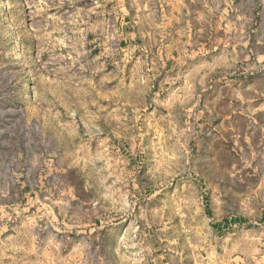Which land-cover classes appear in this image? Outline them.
I'll return each instance as SVG.
<instances>
[{
	"label": "rangeland",
	"instance_id": "374dc122",
	"mask_svg": "<svg viewBox=\"0 0 264 264\" xmlns=\"http://www.w3.org/2000/svg\"><path fill=\"white\" fill-rule=\"evenodd\" d=\"M212 1L186 104L112 0H0V264H264V0Z\"/></svg>",
	"mask_w": 264,
	"mask_h": 264
},
{
	"label": "crops",
	"instance_id": "0c3cea01",
	"mask_svg": "<svg viewBox=\"0 0 264 264\" xmlns=\"http://www.w3.org/2000/svg\"><path fill=\"white\" fill-rule=\"evenodd\" d=\"M112 1L119 41L124 55L132 60V70L147 72L148 80L158 81L157 95L167 93L180 97L183 103L194 104L200 97V88L208 81L204 72L213 71L215 66L189 62L187 56L198 53L195 40L204 38V27L213 29L219 23L213 1ZM215 33L218 39V26ZM211 37L214 38L213 33ZM211 94L220 96L217 83L211 87Z\"/></svg>",
	"mask_w": 264,
	"mask_h": 264
}]
</instances>
